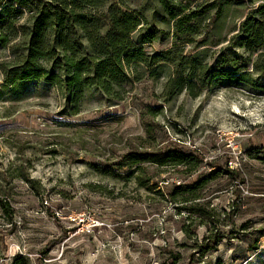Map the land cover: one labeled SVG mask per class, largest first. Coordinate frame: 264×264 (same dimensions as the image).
Wrapping results in <instances>:
<instances>
[{
  "label": "rangeland",
  "instance_id": "1",
  "mask_svg": "<svg viewBox=\"0 0 264 264\" xmlns=\"http://www.w3.org/2000/svg\"><path fill=\"white\" fill-rule=\"evenodd\" d=\"M124 1L132 10L147 6V16L155 6ZM237 1L209 32L210 44L228 40L256 5ZM170 38L148 51L166 49ZM179 46L183 55L196 54L193 44ZM219 47L208 46V62ZM10 55L0 47V64ZM172 72L159 69L121 103L87 90L75 115L48 84L0 90V199L8 210L0 206V264H264V89L219 79L196 97L168 99L161 88ZM2 79L0 70V88ZM149 105L160 109L157 116ZM167 145L194 151L199 170L118 165L130 151ZM211 172L221 175L202 194L210 219L166 197L173 185Z\"/></svg>",
  "mask_w": 264,
  "mask_h": 264
},
{
  "label": "trees",
  "instance_id": "2",
  "mask_svg": "<svg viewBox=\"0 0 264 264\" xmlns=\"http://www.w3.org/2000/svg\"><path fill=\"white\" fill-rule=\"evenodd\" d=\"M154 3L147 16V6L132 10L124 0H0V47L11 53L9 60L0 64V90L15 91L28 82L48 84L64 96L68 113L75 115L81 112L87 90L121 103L136 85L165 66L173 71L161 88L168 99L182 92L196 97L219 79L264 89V82L254 79L264 78V0L252 2L256 5L232 28L228 40L212 44L209 32L215 33L222 19L243 2ZM166 36L172 41L166 49L148 51ZM179 44H193L196 54L183 55ZM209 45L220 46L211 63L206 60ZM147 111L157 116L160 109L149 105ZM145 127L150 135L151 125ZM142 164L181 166L192 175L202 159L194 151L167 145L156 151H130L118 163L122 169ZM217 173L199 176L191 184L173 185L166 197L181 204L180 210L210 219L211 211L201 200L205 188L221 175ZM222 173L237 178L233 171ZM135 179L141 186L148 185L140 176ZM0 206L8 212L1 199ZM198 248L203 253L207 246Z\"/></svg>",
  "mask_w": 264,
  "mask_h": 264
}]
</instances>
